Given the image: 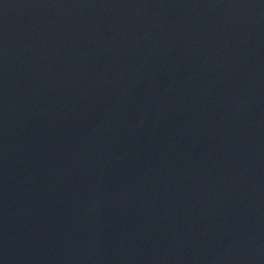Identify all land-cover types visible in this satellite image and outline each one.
I'll return each mask as SVG.
<instances>
[{
	"label": "water",
	"instance_id": "1",
	"mask_svg": "<svg viewBox=\"0 0 264 264\" xmlns=\"http://www.w3.org/2000/svg\"><path fill=\"white\" fill-rule=\"evenodd\" d=\"M0 264H264V0H0Z\"/></svg>",
	"mask_w": 264,
	"mask_h": 264
}]
</instances>
